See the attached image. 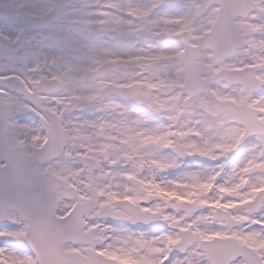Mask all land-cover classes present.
Masks as SVG:
<instances>
[{
    "label": "snow or ice",
    "instance_id": "snow-or-ice-1",
    "mask_svg": "<svg viewBox=\"0 0 264 264\" xmlns=\"http://www.w3.org/2000/svg\"><path fill=\"white\" fill-rule=\"evenodd\" d=\"M0 264H264V0H0Z\"/></svg>",
    "mask_w": 264,
    "mask_h": 264
}]
</instances>
